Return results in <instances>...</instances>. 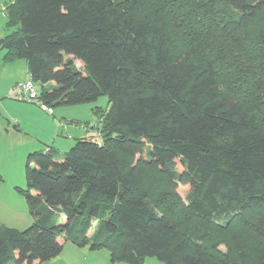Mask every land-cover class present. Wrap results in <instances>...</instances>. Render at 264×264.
I'll list each match as a JSON object with an SVG mask.
<instances>
[{
	"label": "trees",
	"instance_id": "obj_1",
	"mask_svg": "<svg viewBox=\"0 0 264 264\" xmlns=\"http://www.w3.org/2000/svg\"><path fill=\"white\" fill-rule=\"evenodd\" d=\"M5 13L0 47L27 61L41 103L106 95L110 108L94 111L101 144L28 156L33 224L0 225V264L50 261L63 239L128 264H264V0H14Z\"/></svg>",
	"mask_w": 264,
	"mask_h": 264
},
{
	"label": "rangeland",
	"instance_id": "obj_2",
	"mask_svg": "<svg viewBox=\"0 0 264 264\" xmlns=\"http://www.w3.org/2000/svg\"><path fill=\"white\" fill-rule=\"evenodd\" d=\"M14 0H0V40L10 34L6 29L5 6ZM7 50L0 47V225L25 231L33 224V217L20 190H27L28 156L35 152H47L50 148L64 155L82 139L102 143L94 126L96 110L108 111L109 99L103 95L98 100L79 105H54L53 114L40 101L27 102L13 94L17 83L31 79L27 61L7 60ZM67 58V57H66ZM79 70L83 68L75 60ZM38 93L43 87L35 83ZM50 83L45 88H51ZM185 199L186 191H180ZM57 215L55 222L65 221ZM91 234V232H89ZM63 251L56 258L42 264H128L113 262L106 250L93 251L90 246L79 247L71 240L63 239ZM143 264H165L155 257H147Z\"/></svg>",
	"mask_w": 264,
	"mask_h": 264
},
{
	"label": "built area",
	"instance_id": "obj_3",
	"mask_svg": "<svg viewBox=\"0 0 264 264\" xmlns=\"http://www.w3.org/2000/svg\"><path fill=\"white\" fill-rule=\"evenodd\" d=\"M13 94L21 100L33 103L39 101V93L32 79L17 83L13 88ZM47 112L53 114V109L48 107Z\"/></svg>",
	"mask_w": 264,
	"mask_h": 264
}]
</instances>
